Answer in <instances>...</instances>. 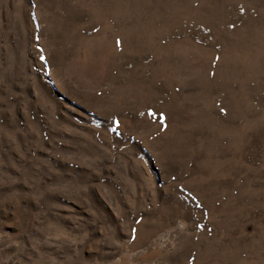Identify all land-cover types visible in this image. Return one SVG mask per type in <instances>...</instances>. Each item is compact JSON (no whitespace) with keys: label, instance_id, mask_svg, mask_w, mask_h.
Returning a JSON list of instances; mask_svg holds the SVG:
<instances>
[{"label":"rangeland","instance_id":"obj_1","mask_svg":"<svg viewBox=\"0 0 264 264\" xmlns=\"http://www.w3.org/2000/svg\"><path fill=\"white\" fill-rule=\"evenodd\" d=\"M0 264H264V0H0Z\"/></svg>","mask_w":264,"mask_h":264}]
</instances>
